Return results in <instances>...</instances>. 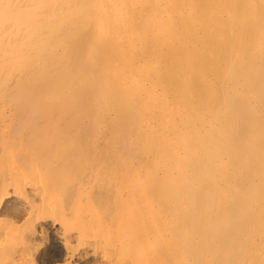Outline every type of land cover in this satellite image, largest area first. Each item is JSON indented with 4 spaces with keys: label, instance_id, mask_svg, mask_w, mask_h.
Returning a JSON list of instances; mask_svg holds the SVG:
<instances>
[{
    "label": "bare ground",
    "instance_id": "bare-ground-1",
    "mask_svg": "<svg viewBox=\"0 0 264 264\" xmlns=\"http://www.w3.org/2000/svg\"><path fill=\"white\" fill-rule=\"evenodd\" d=\"M138 1L103 74L49 77L3 40L0 264H264V0Z\"/></svg>",
    "mask_w": 264,
    "mask_h": 264
},
{
    "label": "rangeland",
    "instance_id": "rangeland-1",
    "mask_svg": "<svg viewBox=\"0 0 264 264\" xmlns=\"http://www.w3.org/2000/svg\"><path fill=\"white\" fill-rule=\"evenodd\" d=\"M37 1V2H36ZM48 1V2H46ZM70 1V2H69ZM115 0H108L109 3H107L106 0H0V46L4 47L6 43L3 42L5 38H7L6 35L11 34L12 38L14 39V42L12 43L13 46V52L10 55L18 56L22 58L21 61H23L26 64H31V66H48L49 67V77H52L53 75L55 77H69V76H74L77 75V79H81L83 77H89L90 76H95L98 74H103V64L100 61H97V58L94 57V51L98 49H110L113 50L115 49V52L118 51V54L124 58L131 59L133 57L132 55V45L129 46V43L131 44V37H132V32L130 33V30H133L132 27H134L133 22L128 18L130 9L127 11L125 16H120L119 14L122 13L123 8L120 9L121 7V1L122 0H117L115 1V4L112 3ZM153 1V0H152ZM151 0H139V5L143 6L144 12L148 10V4L152 2ZM9 2V3H8ZM24 2V3H23ZM44 2V3H43ZM150 2V3H148ZM6 3V4H5ZM9 5H8V4ZM13 3V4H12ZM31 3V4H30ZM41 3V4H40ZM69 3V4H68ZM80 6H78V4ZM100 5H99V4ZM112 3V5L110 4ZM144 3H147V5ZM28 4V5H27ZM44 4V5H42ZM52 4V5H51ZM96 4V6L94 5ZM98 4V5H97ZM107 4V5H106ZM24 5V6H23ZM41 5V6H40ZM50 5V6H49ZM58 5V6H57ZM71 5V6H70ZM92 5V7H91ZM104 5V6H103ZM107 7H106V6ZM135 5V4H133ZM17 6V7H16ZM47 6V7H46ZM51 6L53 8H51ZM90 6V7H89ZM98 6V7H97ZM112 6V9L110 8ZM125 6V4H124ZM132 6V5H131ZM136 6V5H135ZM145 6V7H144ZM2 7V8H1ZM14 7V8H13ZM17 10H16V8ZM28 7V8H27ZM37 7V8H36ZM39 7V8H38ZM44 7V8H43ZM74 7V8H72ZM105 7V10H103ZM129 7V6H128ZM35 8V9H34ZM69 8V9H68ZM93 8V9H92ZM95 8V9H94ZM107 8V9H106ZM7 9V10H6ZM10 11H9V10ZM13 9V10H12ZM33 9V10H31ZM37 9V10H36ZM45 9V11H44ZM49 9V10H48ZM58 9V10H57ZM65 9V10H64ZM77 9V10H76ZM88 9V10H87ZM111 9V10H110ZM115 9V10H114ZM141 9V8H140ZM142 9V10H143ZM146 9V10H145ZM29 12H28V11ZM31 10V11H30ZM57 10V11H56ZM86 10V11H84ZM92 10V12H91ZM96 10H100L96 12ZM37 11V12H36ZM49 11V12H48ZM62 11V12H61ZM104 11V12H103ZM160 13L164 14V11L162 10L160 6ZM163 11V12H162ZM17 14H15V13ZM61 12V13H60ZM66 12H68L66 14ZM86 12V13H85ZM91 12V13H89ZM107 12V13H106ZM112 12L113 15L110 13ZM3 13V14H2ZM10 13V14H9ZM33 13V14H32ZM35 13V14H34ZM46 13V14H45ZM71 13V15L69 14ZM82 13V14H81ZM85 13V14H84ZM89 13V14H87ZM116 13V14H115ZM147 13V12H146ZM9 14V15H8ZM12 14H14L12 16ZM48 14V15H47ZM91 14V15H90ZM105 14L104 16L101 15ZM143 14V12L141 13ZM160 14V15H161ZM19 15V16H18ZM41 15V16H40ZM67 17H65V16ZM84 15V16H83ZM86 15L87 18H85ZM100 15V16H99ZM119 15V16H118ZM159 15L158 19V24L159 26L163 25L164 21V15ZM63 16V17H62ZM70 16V17H69ZM72 16V18H71ZM75 16V17H74ZM77 16V17H76ZM81 16V18H80ZM100 19H99V17ZM111 16L113 18H111ZM114 16H117L116 19ZM7 17V19H6ZM12 17V18H11ZM65 17V18H64ZM96 17V18H95ZM98 17V18H97ZM104 17V18H103ZM122 17V18H120ZM128 19V20H126ZM3 18V19H2ZM31 18V19H30ZM38 18V19H37ZM40 18V19H39ZM62 20H61V19ZM111 18V19H110ZM118 18H120L119 21L115 22L118 25H115L114 21H116ZM124 18V19H123ZM21 19V20H19ZM33 19V20H32ZM35 19V20H34ZM82 19V20H81ZM99 19V20H98ZM102 19L103 22L107 21L105 24L106 31L110 34H116L118 37L123 39L124 42L123 45H127V48L123 50V48L119 45H113L111 48L110 46H107V41L106 37H99L98 29L101 27L97 26L98 21ZM114 19V20H112ZM2 20V21H1ZM6 20V21H5ZM50 20V22H49ZM54 20V21H53ZM68 20V21H67ZM81 20V21H80ZM85 20V21H84ZM4 21V22H3ZM21 21V22H20ZM84 21V22H83ZM20 22V23H19ZM25 24H24V23ZM29 22V24H27ZM39 22V23H38ZM48 22V23H47ZM57 22V23H56ZM59 22V23H58ZM62 22H64L62 24ZM122 22L124 26H122ZM144 22V21H143ZM13 23V24H12ZM20 25H19V24ZM23 23V24H22ZM43 23V24H42ZM62 25H61V24ZM79 23V25H77ZM86 23V24H85ZM100 23V22H99ZM121 23V24H120ZM129 23V24H128ZM6 24V25H4ZM18 24V25H17ZM27 24V27H26ZM31 24V25H30ZM39 24V25H37ZM50 24V25H48ZM113 24V25H111ZM9 25V26H8ZM25 25V26H23ZM34 25V26H33ZM37 25V26H35ZM58 25V26H57ZM127 25V26H126ZM145 27V31L143 32L144 34L152 31L151 27L146 25L145 23L143 24ZM5 26H8V30L5 29ZM32 26V27H30ZM47 26V27H46ZM56 26V27H55ZM77 26V27H76ZM111 26V27H109ZM117 26V27H116ZM122 28H121V27ZM128 26H132L128 28ZM66 27V28H65ZM80 27V29H78ZM83 27V28H82ZM85 27V28H84ZM97 27V28H95ZM25 28V29H24ZM35 28V29H34ZM65 28V29H64ZM115 28V29H113ZM117 28V29H116ZM124 28V29H123ZM135 28V27H134ZM172 28V27H171ZM24 29V31L22 30ZM28 29V30H27ZM62 29V30H61ZM96 29V30H94ZM123 29L122 31H120ZM129 29V30H128ZM4 32H3V31ZM14 30V31H13ZM46 30V31H45ZM68 32H67V31ZM76 30V31H75ZM100 30V29H99ZM32 31V32H31ZM44 33H43V32ZM50 31V34L48 35L47 33ZM55 31V32H54ZM88 31V32H87ZM115 31V32H114ZM3 32V33H2ZM13 32V33H12ZM29 32L31 33L29 35ZM63 32V33H62ZM74 32V34H73ZM76 32V33H75ZM85 32V33H84ZM123 34H122V33ZM23 33V34H22ZM36 33L38 36H35ZM72 33V34H71ZM79 33V34H78ZM81 33V34H80ZM89 33V34H88ZM20 34V36H19ZM58 34V35H57ZM64 34V35H63ZM93 34V35H92ZM131 34V35H130ZM14 35V36H13ZM77 35V36H76ZM91 35V36H90ZM29 36V37H28ZM45 36V37H44ZM49 36V37H47ZM90 38H88V37ZM127 36V37H126ZM4 37V38H3ZM21 37V39H19ZM31 37V38H30ZM35 37V38H34ZM44 37V38H43ZM56 37V38H55ZM71 37V38H70ZM95 37V38H94ZM25 38V39H24ZM49 38V40H48ZM86 38V39H85ZM127 38V39H126ZM8 39H11L8 37ZM27 39V40H26ZM33 39V40H32ZM36 39V40H35ZM42 39V40H41ZM45 39V41H44ZM54 39V40H53ZM80 39V40H79ZM89 39V41H88ZM99 39V40H98ZM103 39V40H102ZM105 39V40H104ZM20 40V41H18ZM26 41V43L24 41ZM35 40V41H34ZM86 40V41H85ZM34 41V42H31ZM44 41V42H42ZM52 41V43H51ZM71 41V42H70ZM76 43H74V42ZM79 41V42H78ZM89 43H88V42ZM102 41H105L104 43ZM23 42L24 44H22ZM39 42V44H38ZM101 42V43H100ZM15 43V44H14ZM21 43V44H20ZM34 43V44H33ZM63 43V44H62ZM87 43V44H86ZM106 44V45H105ZM20 45V46H19ZM27 45V46H26ZM39 47H38V46ZM51 45V46H50ZM63 45V46H61ZM76 45V46H75ZM99 45V46H98ZM31 48H30V47ZM51 48H50V47ZM74 46V47H73ZM87 46V47H86ZM115 46V47H114ZM16 47V48H15ZM26 47V48H25ZM61 47V48H60ZM67 47V48H66ZM83 47V49H81ZM90 47V48H89ZM101 47V48H99ZM103 47V48H102ZM117 47V48H116ZM119 47V48H118ZM126 47V46H125ZM131 47V48H130ZM33 48V49H32ZM50 48V49H49ZM59 48V49H58ZM73 48L75 51H73ZM80 48V49H79ZM89 48V49H88ZM27 51H23V50ZM30 49V51H29ZM40 49V51H39ZM55 49V50H54ZM87 49V50H86ZM117 49V51H116ZM32 50V51H31ZM36 50H38L36 52ZM51 50V52H50ZM54 50V51H53ZM60 50V51H59ZM84 50V51H83ZM29 51V52H28ZM42 51V52H41ZM49 51V52H48ZM83 51V52H82ZM95 51V52H96ZM124 51V52H123ZM28 52V53H27ZM53 52V53H52ZM55 52V53H54ZM60 52V53H59ZM73 56L71 55V53ZM77 52V54H76ZM120 52V53H119ZM123 52V53H122ZM48 53V54H47ZM50 53V54H49ZM62 53V54H61ZM83 53V54H82ZM30 54V55H29ZM66 54V55H65ZM76 54V56H75ZM93 54V57L91 55ZM62 55V56H61ZM33 56V57H32ZM37 56V57H35ZM44 56V57H43ZM61 56V57H60ZM54 57V58H53ZM59 57V60H58ZM77 57V58H76ZM80 57V58H79ZM83 57V59H81ZM38 58V59H37ZM49 58V59H47ZM67 58V59H66ZM73 58V59H72ZM96 58V59H95ZM25 59V60H24ZM30 59V61H28ZM45 59V60H44ZM54 59V60H53ZM61 59V60H60ZM78 59V60H76ZM80 59V60H79ZM58 60V61H57ZM63 60V61H62ZM66 60V62H64ZM72 60V61H71ZM82 60V61H81ZM95 60V61H94ZM37 61V62H36ZM46 61V63H45ZM53 61V62H52ZM55 61V62H54ZM70 61L72 63H70ZM94 61V62H92ZM35 62L36 64L32 63ZM39 62V65H38ZM45 65H44V63ZM64 62V63H63ZM86 62V63H84ZM92 62V63H90ZM57 63V64H56ZM84 63V64H83ZM90 63V65H89ZM97 63V64H96ZM29 64V65H30ZM63 64V65H62ZM96 64V66H95ZM50 65H53L50 67ZM55 65V66H54ZM61 65V66H60ZM69 65V66H68ZM88 65V67H87ZM59 66V67H57ZM82 68H81V67ZM127 67V66H126ZM126 67H123L124 71ZM85 68H87L85 70ZM89 68V69H88ZM93 68V69H92ZM53 69V70H52ZM83 69V70H82ZM52 71V72H51ZM79 71V72H78ZM88 71L90 72L88 75ZM56 72V73H55ZM59 74H58V73ZM74 72L76 74H74ZM101 72V73H100ZM55 73V74H54ZM52 74V75H51ZM61 74V75H60ZM57 75V76H56ZM68 75V76H67ZM82 75V76H81ZM112 75V74H111ZM53 76V78H54ZM113 76V75H112ZM259 225V226H258ZM259 227V228H258ZM262 229H261V228ZM264 229V213L260 215L259 219H257L256 222V231H262Z\"/></svg>",
    "mask_w": 264,
    "mask_h": 264
}]
</instances>
